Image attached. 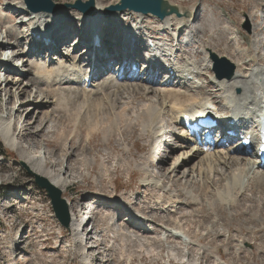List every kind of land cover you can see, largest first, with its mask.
Listing matches in <instances>:
<instances>
[{
	"label": "bare ground",
	"instance_id": "1",
	"mask_svg": "<svg viewBox=\"0 0 264 264\" xmlns=\"http://www.w3.org/2000/svg\"><path fill=\"white\" fill-rule=\"evenodd\" d=\"M118 2L119 0H114L110 4L115 5ZM168 3L175 6L181 14H183L184 12H187L189 14L190 12L189 16L187 15V17L185 16L177 18L175 15H169L163 20H158L151 15H142L140 13L123 11L115 12L110 17L104 19L102 12L103 9L106 8V5H101L96 0H94L93 15L85 16L81 13H76V15L74 16L75 21H73V27L71 26V29L65 28L62 31L60 27H63L64 24L69 21V18L59 17L57 12H36L31 14H27V12H25V14L23 13L24 11H26L23 0H8L6 2L5 9L8 10L10 8L11 10H13V13H11L10 17L8 18V21H12L13 23H15L14 21L17 18L29 15L28 19H22L20 23L23 24L24 28L27 29L26 31H22L25 37L23 35L20 36L21 39L23 38V41L27 42L28 46L31 44L32 38L35 37V34L48 32V30H52L53 33L62 31L63 33L60 34V37L64 40L65 44L63 45L65 46L67 41L66 36L74 33L75 28H79L78 31L82 29V34H88L89 31L97 29L98 34L104 33V35H108L113 30H117L121 32V34H125L129 37L126 43L124 42L120 47H123V49L126 50L127 54H129L131 52L129 47L130 43L140 39V37L142 36V32L140 30L142 28V24H144L145 18L153 19L154 21H156V27L162 30L167 37H171L174 41H177L178 39V32H180L183 28H188L190 22L189 20H191L190 15H192L194 8H192L191 10L183 8L181 9L177 3H173L170 1H168ZM128 14L136 17L139 22H134L130 25L125 26L126 24L122 19H120V17H125ZM248 16V21H251V19L255 17L254 14ZM260 19L264 20V14ZM259 23L263 25L264 21H260ZM207 27L209 28L207 31V39H198V37H196L198 33H192V31H189L188 33V35H195L194 39H196L195 43L198 47L197 50L201 55H203V61L201 63L197 62L196 59L191 56L184 58L180 62H176L174 57L169 58L168 60H163L160 58L161 56H163V52L167 54L172 51V49L176 50L177 48L166 47L168 46L167 41L163 39H158L153 42L155 49H150V54L154 58V61L161 66L167 65L166 67L168 68L166 69L172 72L171 74L170 72L166 71L164 73V78L159 77L157 73L154 72V67H148L143 73L141 81L128 79L126 80L124 79L123 74L119 78L118 76H113L111 78L99 77V79H97L95 83H91V85L93 84L91 90L94 89L98 83L101 82V84H99V86L97 87V91L93 92L92 90L93 93H90L91 90L85 87L86 79L90 74L96 75L97 69L104 67L107 62V60L103 58L107 51L105 49L103 50L104 45L101 44L98 49L94 48V53H96V65L93 68L89 67L88 65L85 66L84 62L80 60L82 57L74 58L68 55H64L59 51L57 52V54L50 55L49 61L47 58L44 61H38V59L35 58V60H25L26 58L23 59V61H25L27 65L31 67V70L33 69V80H30L29 82L23 84L21 80L17 79V81L12 80L14 82L12 83L10 79L8 80V78L4 77V74L8 72L6 71L5 73H3L2 82L3 84L6 83V85H4L5 88L10 85L18 86L19 89L16 88V90H19L21 96L27 95V97L30 91V86L36 84L37 88L39 90L41 89L43 93V97L41 99V102H43V106H53V112H60L65 114L68 118V125L78 126L80 124V121L83 119L84 122L87 121V124H89L90 120H92L91 118L93 117L94 122L87 125L85 129L89 140L97 132L101 131L100 127L102 126L103 128L101 133L104 140H106L107 142L110 138H115L116 135L114 136L112 134V130L116 131V127H120V129L123 130L125 129V132L131 130L134 126L138 127V137L148 142L149 149L151 147V149L147 151V154L142 157V160H144V162L141 164H136L132 160L117 162L119 167H121V165H125L126 167H128V169L140 172L143 176L140 181L142 187H153L156 191L158 190L157 196L150 197V200H152V207L149 205V211H154L155 206L158 207V209H174L179 203V197L175 192L172 191V188V190L170 189L171 186L164 184V181L158 179L157 176H152L148 170L155 163L166 161V159H168L167 157H169L170 154L177 151L172 166L169 168V172L167 175L168 178L174 179L176 171L181 170L179 175L180 181L188 182L190 178L191 180H193L190 181L193 185L204 188V190L198 191L203 194L200 197L204 203L203 205H200V203L202 202L197 199L199 197L196 193L194 194L191 190L186 192V197L189 201V205L187 207L203 206L207 209L210 208V210H212V212L214 213L213 215H217L215 213L217 208H226V211L228 212H230V209L235 212L236 210H239L251 221L255 222L260 228L252 231L251 229L242 228V224L238 225L239 229H242L236 232L237 236L234 239L230 235V228H232L230 222L233 215L232 213H228L227 216L228 220L230 221L228 224L230 225L227 227L222 226L223 222L221 220V222L218 223V227L222 228H220L222 230H220L221 232H216L211 228H206V232H202L205 234L191 233V230L189 231V229H187L188 225L186 226V224L183 223L186 219L191 220V218L184 217V215H187V213L181 212V208H175V211L180 214H178L179 218H176L173 221H169L172 223L171 226H165V224L159 225L161 230L158 234H156V232L152 231L157 230L150 229V227L148 228V226L145 225L149 222L146 217H144L141 211L134 212L135 215H124L125 217L120 218L121 215H118L119 213L115 211L116 206L121 204L122 207H127V210L132 209L127 205L128 198H125L122 195L119 198H116L115 195H112L108 198L107 202L111 204L110 207H112L111 211H113V216L106 215L102 217V221H104L106 225H108L107 227L114 226V230L118 234L116 235L120 237L122 243L128 242L129 244L137 246L139 249L152 251V247L150 246L151 241H149V239L152 238H147L140 235L142 239H140L139 241L136 236L131 235V233H128L124 229L129 228L128 231L135 232L136 234L152 232V234L155 235L154 240L156 239L160 242L165 241L166 244L168 242H173L175 244L174 246L177 249L184 248V250L186 249L188 251L195 252V254L197 252L199 256L204 259L206 255L208 256V259H212L213 257L211 258L210 255L215 254L219 259V261H216L217 259L214 261L216 262L215 264H232L231 262H221L223 258H227V256L231 257L229 251H235V255L231 257V259L236 262H239L240 260L248 257L251 259L252 256H256H254V253L252 251L249 252L250 255L247 254L248 257L240 256L244 250L245 244L247 243L244 239L242 230L250 235V239H252L253 241L258 240L257 237H259L260 239L264 238V208L259 207L260 204L254 201L252 196L248 194L249 192H251L252 184V186L254 185V187L258 190V194L256 193V190L255 193L257 195H260L261 198H264V167L260 165L259 161L255 157H250L244 154V152L246 151L245 148H238L236 151H234V148L227 149L224 147H218L215 149H211L205 146H202V149L200 151L191 150L188 148H170L169 153H163L162 156H160V153L156 150V148L161 145L160 140L158 139V135L165 130L163 119L166 116L170 120L168 123L177 124L180 122V120H182L183 116L195 117L200 114H208L213 116V119L225 120L226 117L229 116L228 114H231L230 117H237V112L239 111L244 112V114L248 116L255 115L258 112L264 111V62L261 63L259 60L258 63L257 60L258 57L256 55V50L258 48V43L252 41L251 38H249L247 39V46L244 47V49L237 46L234 52L231 54L232 59H230V61L235 66L233 76L230 79L218 80L213 77V72L211 75L209 73L210 70L212 71V61L209 57V53L214 52L212 50V42L213 39H217L219 37V31L216 32L212 30L209 25ZM213 29L215 28L213 27ZM226 29L229 30L230 28ZM235 30V27H231L229 31L231 32V36L234 35L236 39V35L238 34L236 32L234 33ZM17 31L18 30L11 28V31H4V36L8 37V34L9 36H11L12 32ZM31 31H34L35 34L33 35V32ZM19 33L21 32L19 31ZM233 39L234 38H231V40ZM85 40L86 39L79 37L78 42L75 43L76 46H78ZM180 42L181 41L179 40V44H181ZM34 43L35 42H33V44ZM249 43L250 45L248 47ZM104 44L106 47H108L107 42ZM12 46L17 47L18 43L12 44ZM171 46L174 45L171 44ZM0 47H4L2 41H0ZM23 51V53L26 52V54H32V50L30 49ZM123 51L122 55L124 54ZM120 55L121 54L119 53L118 55H116V57ZM47 56L48 55H46V57ZM2 59H5L6 63H8L9 65V68L11 67L12 70L17 71V63L22 60V57H13L11 59H9L8 57H2ZM55 60L59 62L57 67H54ZM30 72L31 71H29V74ZM9 73L10 72H8V74ZM152 75L154 76L158 84H155V82H153V79H150ZM207 76H209L210 79L209 83L205 84L203 82V78ZM170 78H172V80H170ZM173 82H175L176 84ZM173 84H175V86L178 88H183L184 92L181 93L180 90L171 88ZM72 85H75L76 87L74 88L72 87ZM146 86L150 87L147 88ZM4 91L5 89H0V95ZM30 92L31 96H33H30L31 99H28L29 101L27 100V106H31L37 111V109L42 106L40 105L41 102L37 103L35 101L36 92L35 94H32V91ZM101 94H103V96H101ZM139 94L142 95L143 103L136 107V111L133 114H130L131 108L126 105V103L134 100L135 96ZM52 95H59L60 98H58L56 101H53L52 97H49ZM97 95L100 97H98ZM151 95L153 96L152 98L150 97ZM148 96L150 98H148ZM210 96H212V99ZM104 97L105 101L103 102ZM80 98H83V100H80ZM216 101H218V103H220L224 108L216 109ZM73 106L76 107L74 113L72 112L74 111V108L72 109V111L68 110V108ZM24 107L26 106H21L18 108L17 115H22ZM30 114H32V112L27 114L25 118H27ZM0 120L1 139H3L6 146H17L16 148L18 149L19 146L18 143H16L15 135L12 133L11 123L4 120L3 118H0ZM125 132L123 134L119 133L118 135L123 138L125 134H127ZM64 134L65 130L62 132L61 138L59 136L61 142L65 139ZM249 134L252 136V141H255L258 138V132L256 131H249ZM30 137H33V135H30ZM59 139L57 136L56 145H59L61 143L58 141ZM128 139L123 140L124 147L122 150L124 154H126V156L129 155L131 149L125 145ZM181 139L185 140V137H181ZM136 148L138 150L135 149L134 151L136 153H139L140 149L138 147ZM76 149L77 148H74V150ZM178 151H181L182 153L177 156ZM253 151L256 154V150ZM64 156L67 157L66 154H64ZM23 159L24 163L27 164V166L31 169L30 171H32L34 174L45 178L47 181L49 180L48 182L59 189L62 193H65L67 191L68 188L65 189V187L68 182L60 177V172H54L52 170L53 166L47 167L48 165H46V163H44L42 159H39L35 162L30 158L29 160H27L25 159V157H23ZM20 161H22V157H20ZM66 161H68V158H66ZM92 161L93 160H86L85 163L90 166L92 165ZM57 164H59V162L55 163V165ZM79 166L81 167L80 164ZM104 166L105 165L102 164L101 168L103 172H107V169ZM130 175L131 174H129V176ZM164 180H167V178H165ZM96 194L98 195L96 198H99L100 200L104 199L98 193ZM242 196L246 198H243V200L250 202V206L241 208L239 202H241L240 199L242 198ZM252 203L255 204V206H253ZM66 204L70 215L71 228L73 229L76 226V231L74 232H77L78 234V229L80 230V227L82 225L78 226L75 213H79L80 211L81 214L85 208L82 209V207H80V205L78 204L75 211L74 206H71V204L68 203V200H66ZM92 207H90L89 209H91ZM175 211L171 210V212ZM94 215L95 208H92L90 219H93ZM189 215L194 216V213H189ZM116 216L117 218L119 216V220H116ZM218 219L219 218L217 217V220ZM233 219H235V217ZM118 221L123 224L122 227L124 229L117 226L116 223ZM232 222H236V219L234 221L232 220ZM126 225L128 227H126ZM182 235L186 238L184 239V241L180 240ZM205 237L209 239L206 243L203 242ZM218 238H224L223 246L219 245L217 247L214 245L213 240H217ZM142 240H145V242H143ZM176 242H178V244ZM80 243L82 247V242ZM12 244L13 245L11 248H13L16 243L14 244L13 241ZM9 250H11L12 254V249ZM220 250L222 251L221 254ZM255 250L258 252V257L264 256V247L261 249L256 248ZM9 253L10 251H8V254ZM77 254L82 256L80 252ZM184 258L185 257L179 259L181 262H184ZM167 262L168 264L170 263L169 259H167ZM251 264H253V262Z\"/></svg>",
	"mask_w": 264,
	"mask_h": 264
},
{
	"label": "rangeland",
	"instance_id": "2",
	"mask_svg": "<svg viewBox=\"0 0 264 264\" xmlns=\"http://www.w3.org/2000/svg\"><path fill=\"white\" fill-rule=\"evenodd\" d=\"M7 1L8 0H0V41L4 44L3 48L0 47V52L7 51V55L16 53L22 54L23 59L26 58L25 60L38 59V61H44L42 56L36 58L34 56L35 53L31 55L26 54V52L23 53V50H28L29 46L26 41L22 40L23 38L21 39V36H24L22 31H26L27 29L20 23L22 19H28L29 15L17 18L14 21L15 23L8 21V18L13 11L11 9H5ZM52 1L59 5H71L75 0ZM96 1L101 5H106L107 7L111 5L110 3L114 0ZM167 1L177 3L181 9L191 10L194 8L192 15H190L191 20H189V25L192 26V29L183 28L177 33L180 41L185 40L188 42L181 45L182 51L175 59L176 62H180L188 56L193 57L199 63L203 61V55H201L197 50L198 47L195 43L196 39H194L195 35H188V33L189 31H192V33H198L196 36L198 39H207V31L209 29L207 27L208 25L212 30L216 32L219 31V37L217 39H213L212 42V50L217 55L225 56L230 60L232 59L231 54L234 52L235 48L238 46L244 49V47L247 46V39L251 38L252 41L258 43V48L256 50L258 63L259 60L261 63L264 62V24L262 25L259 23L260 21H264L260 19L264 14V0ZM56 12L59 17L69 18V21H67L63 27H70V29L71 26L73 27V21H75L74 16L76 13H79L70 7ZM195 14L197 16L194 19L193 16ZM252 14H254L255 17H253L251 21H248L247 16ZM120 19L124 21L126 24H124L125 26L134 22H139L136 17L129 14L125 17H120ZM156 24L157 22L153 19L145 18L144 24H142V28L140 30L143 34L141 38L143 39L148 36L158 38L160 35H164L165 33L157 28ZM10 27L18 31L12 32L11 36L8 34V37H5L4 31H11ZM213 27L215 29H213ZM231 27L236 28L234 31V33L236 32L238 34L236 35V39L234 35L231 36V32L229 31ZM226 28L230 29L227 30ZM19 31L21 33H19ZM71 38L72 36L68 37L66 46L63 45L65 51L60 52L64 55L78 58V56H82L81 54H83L81 50L82 46L72 50L73 44L71 42ZM231 38L234 39L231 40ZM166 41L169 43V39ZM17 43V47L12 46V44ZM67 43L69 44L68 46ZM63 44H65V42ZM249 45L250 43L248 44V47ZM54 62V67H57L59 62L57 60ZM16 67L18 71L12 70L10 67L8 70L10 73H5L4 77L8 78V80L10 79L11 81H17V79H19L23 84L33 80V69L31 70V67H29L25 61L20 60ZM29 71H31L30 74ZM209 73L211 75L212 71L210 70ZM2 77L3 73L0 71V89H5V91L0 95V118H3L11 123L12 133L15 135L16 143H18L19 147L17 149V146H6L3 139L0 137V152L2 153V156H0V195H4L6 193L5 197L0 198V264H100L99 262L101 259L108 260L107 264H168L167 259L170 261L169 264H215L216 262L214 261L216 259V261H219L215 254L210 255L211 258L213 257L212 259H208L207 255L204 259L200 257L197 252L196 254L198 255H196L195 252L188 251L186 249L184 250V248L177 249L173 242H168L166 244L165 241L160 242L159 240H154L155 235L152 233H138V235L135 232H130L128 231L129 228L124 229L122 227L123 224L118 221L119 224L118 222L116 223L118 227L126 230L128 233H131V235L136 236L139 241L142 239L141 236L152 238L149 239V241H151L150 246L152 247V251L139 249L137 246L129 244L128 242L122 243L120 237L117 236L118 234L114 230V226L107 227L108 225L102 221V217L106 215L113 216V211H111L112 207H110L111 204L107 202L108 198L112 195H115L116 198L121 197V195L128 198L127 202L132 204L135 209H138V211L143 212L142 214L149 222L145 225H147L148 228L150 227V229L157 230L154 231L156 234H158L161 230L159 225L165 224V226H171L172 223L169 221L179 218L180 214L175 211V208H181V212L187 213L184 217L191 218V220L186 219L183 222L186 226L188 225L187 229H189V231L191 230V233L201 234L202 232H206V228H211L216 232H221L222 228L218 227V223L221 222V220L223 222L222 226L227 227L230 225L228 224L230 222L227 216L228 213H232L233 221L236 219V222H232V220L230 222L232 227L230 228V235L234 239L237 236L236 232L240 231L242 228L251 229L252 231L260 228L255 222L251 221L239 210H236L235 212L230 209V212H228L226 211V208H217L215 211L217 215H213L214 213L210 210V208H208V210L203 206L187 207L189 205V201L186 197V192L191 190L194 194L196 193L199 197L196 198L202 202L200 205H203L204 203L200 198L203 194L198 191H202L204 188L193 185L190 182L193 180L190 178L188 182L180 181L179 175L181 170L176 171L174 179L168 178L167 175L169 168L172 166L177 151L170 154L166 161L155 163L148 170L152 176H157L158 179L164 181V184L171 186L170 189L172 188L173 190H171L179 197V203L174 209H158V207L155 206L154 211H149L148 207L149 205H152L150 197L157 196L158 190L156 191L153 187H142L140 184L141 178L143 177L141 173L128 169L125 165H121V167H119L117 162L131 160L136 164L144 162L142 157L147 154V151H149L151 147L149 149L148 142L138 137V127L134 126L127 132H125V129L123 130L120 129V127H116V131L112 130V134L114 136L116 135L115 138H110L107 142L104 140L101 133L103 128L102 126L100 127L101 131L97 132L89 140L85 129L87 125L94 122L93 117L91 118L92 120H90L89 124H87V121L84 122L83 119L80 121L78 126L68 125V118L65 114L53 112V106H43V102H41L43 93L41 89L39 90L37 88L36 84H33L30 86L29 90L32 91V94H35L36 92L35 101L37 103L41 102L40 105H42H39L40 108L36 111L33 107L27 106V102L33 96H31V92L29 91L27 97V95L21 96L19 90H16V88L19 89L18 86L10 85L5 88L4 85H6V83L3 84ZM209 79V76L204 77L203 82L207 84L209 83ZM13 81L12 83H14ZM99 84H101V82L98 83L94 89H92L93 92L97 91ZM72 87L75 88L76 86L72 85ZM146 87L149 88L150 86ZM91 88L92 87H90L89 90H91ZM171 88L180 90L181 93L184 92L183 88H178L176 86H172ZM92 90L90 93H93ZM101 96H103V94H101ZM49 97H52L53 101L60 98L59 95H52ZM150 97L152 98L153 96L151 95ZM150 97L148 96V98ZM210 97L212 99V96ZM80 100H83V98H80ZM104 101L105 97L103 98V102ZM142 103V95L140 94L136 95L134 100L127 102L126 105L131 108L130 114H133L136 111V107ZM21 106L26 107L23 108L24 110L22 115H17V110ZM222 107L223 106L216 101L215 108L221 109ZM75 108L76 107L73 106L68 108V110L72 111L73 109L74 111L72 112L74 113L76 110ZM30 112H32V114L25 118ZM169 121L170 120L167 116L164 117V128L168 126ZM64 130L65 139L61 142L59 136L61 138V134ZM124 132L127 134H125L123 138L118 135L119 133L123 134ZM30 135H33V137H30ZM57 136L59 139L58 141L61 142L59 145H56ZM126 139L128 140L125 145L131 148L129 155L127 156L122 150L124 147L123 140ZM136 147L140 149L139 153L134 151L137 149ZM74 148L77 149L74 150ZM162 149V147L157 148V152L160 153V156L163 155ZM181 153V151H178L177 156ZM64 154H66L67 157H65ZM20 157H22V161H20ZM23 157L27 160H29V158L33 159L34 162L42 159V161L48 165L47 167L53 166L54 168L52 167V170L54 172H60V177L68 182L65 187V189H68L65 193L61 192V196L65 201L68 200V203H70L71 206H74L75 211L78 204L82 207V209L85 208L82 202H88V205H93L92 202L94 201V198L96 199V193L104 198L101 200L104 202L102 203L103 205H101L99 209L95 210L94 218L85 222L84 226L80 227V230L78 229V234L77 232H74L76 231V226L74 227L75 229H72L70 226V229L67 230L61 227L55 219L46 192L36 186L33 176L30 175L24 168L23 165L31 170L27 164L24 163ZM66 158H68V161H66ZM86 160H93L92 165H90L91 167L85 163ZM56 162H59V164L55 165ZM102 164L105 165L104 167H106L107 172H103L101 168ZM129 174L131 175L129 176ZM165 178H167V180H164ZM255 190L257 193L258 190L251 184L252 193L249 192L248 194L252 196L254 201L260 204L259 207L264 208V198L257 195L258 193L256 194ZM243 198L244 196H242L240 199L241 202H239L241 208L250 206V202L243 200ZM252 205L255 206L253 203ZM171 210L176 213L171 212ZM192 212L194 213V216L189 215V213ZM123 217L125 216L122 215L121 218ZM217 217L219 218L218 220ZM234 217L235 219H233ZM116 220H119V216L118 218L116 216ZM241 224L243 227L239 229L238 225ZM126 227L128 226L126 225ZM242 232L247 243L245 244L244 250L240 256L248 257L247 254L250 255V251H252L254 256H256H252L251 259L248 257L236 262L231 259V257L235 255V251L232 250L229 251L231 257L227 256V258H223L221 262H231L232 264H251L252 262L253 264H264V256L258 257V252L255 250L256 248L261 249L264 247V238L260 239L257 237L258 240L253 241L250 239V235L243 230ZM79 237L82 238V247L81 243L76 242ZM180 240L183 241L182 238ZM208 240L209 239L205 237L203 242L206 243ZM13 241L14 244H16L13 248H11ZM142 241L145 242V240ZM213 242L217 247L219 245L223 246L224 238H218L217 240H213ZM176 243L178 244V242ZM9 249H12V254ZM8 251H10L9 254ZM79 252L82 256L77 254ZM221 253L222 251L220 250V254ZM182 256L185 257L183 259L184 262L180 261V259L183 258ZM92 257H94L93 260L91 259Z\"/></svg>",
	"mask_w": 264,
	"mask_h": 264
},
{
	"label": "water",
	"instance_id": "3",
	"mask_svg": "<svg viewBox=\"0 0 264 264\" xmlns=\"http://www.w3.org/2000/svg\"><path fill=\"white\" fill-rule=\"evenodd\" d=\"M25 4L33 12L55 13L58 10L70 7L83 15L91 16L94 13V0L85 2L76 0L73 4L57 5L51 0H24ZM134 12L142 15H152L159 20H163L169 15H175L177 18L187 17L189 14L184 12L181 14L178 9L169 4L167 0H119L115 5H109L103 10L104 17H110L115 12ZM212 61V71L216 79H230L235 71V66L225 57H219L213 52L209 53ZM27 172L33 176L34 183L39 189L46 192L50 199L53 214L59 224L65 229H69L70 216L66 201L61 196V191L51 185L45 178L34 174L25 165Z\"/></svg>",
	"mask_w": 264,
	"mask_h": 264
},
{
	"label": "trees",
	"instance_id": "4",
	"mask_svg": "<svg viewBox=\"0 0 264 264\" xmlns=\"http://www.w3.org/2000/svg\"><path fill=\"white\" fill-rule=\"evenodd\" d=\"M1 146V145H0ZM2 153L0 152V155H1Z\"/></svg>",
	"mask_w": 264,
	"mask_h": 264
}]
</instances>
